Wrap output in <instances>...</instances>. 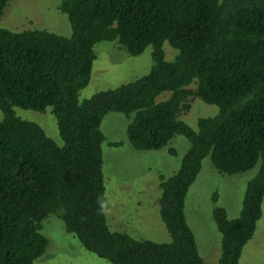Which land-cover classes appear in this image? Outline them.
Here are the masks:
<instances>
[{
    "label": "trees",
    "instance_id": "16d2710c",
    "mask_svg": "<svg viewBox=\"0 0 264 264\" xmlns=\"http://www.w3.org/2000/svg\"><path fill=\"white\" fill-rule=\"evenodd\" d=\"M9 1L0 0V20ZM58 10L67 16L69 37L0 27V264H34L46 251L42 222L51 214L86 251L111 264H207L185 212L207 156L223 175L260 163L240 215L213 211L222 237L218 264H239L264 197V0H61ZM102 41H117L132 56L152 47L153 65L81 102ZM166 41L178 51L171 62ZM165 92L171 96L157 102ZM195 98L220 110L200 118L197 131L180 119ZM13 107H51L63 145ZM110 112L134 114L127 137L136 150H160L177 135L190 143L177 171L159 177V214L170 242L110 229L101 131ZM168 153L177 155L173 147Z\"/></svg>",
    "mask_w": 264,
    "mask_h": 264
},
{
    "label": "rangeland",
    "instance_id": "374dc122",
    "mask_svg": "<svg viewBox=\"0 0 264 264\" xmlns=\"http://www.w3.org/2000/svg\"><path fill=\"white\" fill-rule=\"evenodd\" d=\"M60 1L10 0L0 20V27L14 32L44 29L69 37L71 28L67 16L58 10ZM94 51L97 59L90 84L80 92L81 102L98 91L118 88L148 74L153 65L152 47L146 48L138 56H132L117 41H102L95 45ZM164 51L165 59L170 62L178 54L177 49L167 41ZM191 87H195L194 84ZM170 96L171 93L165 92L156 100L160 102ZM13 111L22 120L40 125L59 146L63 145L51 107L42 112L19 107H13ZM219 111L217 106L195 98L191 100L190 111L183 113L180 119L197 131L200 118L214 117ZM133 117L134 114L128 119L123 114L110 112L101 124L105 136L102 152L108 224L112 231L167 243L171 238L159 214V177L167 179L177 171L190 143L177 135L160 150H136L127 137V126ZM3 118L0 110V121ZM113 143L119 145L114 146ZM170 147L176 150V156L168 153ZM259 166L260 163L247 172L223 175L213 167L210 156L203 160L201 171L187 194L185 212L195 234L199 254L207 264H218L221 256L222 237L213 220V211L222 207L226 209L229 219L237 218L247 184L257 174ZM41 233L48 240V245L34 264H111L86 251L77 238L65 231L63 222L56 214L49 215L42 222ZM239 264H264V197L261 218L253 238L244 246Z\"/></svg>",
    "mask_w": 264,
    "mask_h": 264
}]
</instances>
